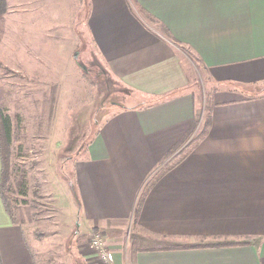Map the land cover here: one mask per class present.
Listing matches in <instances>:
<instances>
[{
	"label": "crops",
	"instance_id": "crops-1",
	"mask_svg": "<svg viewBox=\"0 0 264 264\" xmlns=\"http://www.w3.org/2000/svg\"><path fill=\"white\" fill-rule=\"evenodd\" d=\"M6 2L5 14L20 4L12 24L26 34L17 30L22 49L36 46L42 58L53 50L50 65L74 49L64 20L79 4L100 60L134 102L104 118L74 165L75 200L114 264H264V89L248 93L264 88V0H69L44 13L45 0ZM183 49L208 75L209 113L190 87L194 65ZM203 113L205 136L152 186L135 217L145 184L189 133L168 158L190 141ZM233 240L243 243L213 245ZM78 247L79 264H98L89 236ZM38 248L0 196V264H46Z\"/></svg>",
	"mask_w": 264,
	"mask_h": 264
},
{
	"label": "rangeland",
	"instance_id": "rangeland-1",
	"mask_svg": "<svg viewBox=\"0 0 264 264\" xmlns=\"http://www.w3.org/2000/svg\"><path fill=\"white\" fill-rule=\"evenodd\" d=\"M68 3L69 0H45L41 12H55L57 6L65 9ZM71 5L78 14L63 20L70 21L76 34L70 35L74 49L70 51V45L64 46L69 52L60 53L59 64L50 65L57 63L53 50L42 58L36 46L34 50L22 49L20 34H26L20 24H12L14 18L21 20L19 3L11 8L16 7L14 13L5 14L11 27L0 42V106L14 133L11 148L16 173L12 180V205L20 210L37 239L46 264H79L78 246L94 229L86 226L75 200V162L85 154L104 118L117 108L134 103L100 60L85 29V13L78 10L79 4ZM28 15L36 22L34 14H23V19ZM48 21L44 25H50ZM31 28V24L25 26V31ZM193 65L189 84L199 97L197 101L205 106L204 95L211 90L208 75ZM256 87L259 90L252 88L248 93L264 89L258 84ZM46 99L50 100L49 105ZM204 113L195 121L190 141L204 128ZM18 171H22V176Z\"/></svg>",
	"mask_w": 264,
	"mask_h": 264
},
{
	"label": "trees",
	"instance_id": "trees-1",
	"mask_svg": "<svg viewBox=\"0 0 264 264\" xmlns=\"http://www.w3.org/2000/svg\"><path fill=\"white\" fill-rule=\"evenodd\" d=\"M6 0H0V42L4 34V24H5V19L4 15L6 12ZM166 32V31H165ZM184 50V49H183ZM185 53L189 55V53L184 50ZM191 60L193 61L194 64L197 65L199 69H203V65L201 62H199L196 58L193 56L189 55ZM211 99V92H207L205 94V106H204V112L209 113L210 111V106L209 102ZM48 105L50 104V100L47 101ZM49 116V112H48ZM209 118L206 119V124L204 125V128L202 131L199 133L198 136L194 138V140H191L190 143L186 145V148L175 154L171 159L168 158L171 154H173L176 149L179 148V146L187 139L189 134L183 139L181 144L178 146H175L170 153L165 157L164 162L162 166L153 174V176L149 179V181L145 184L142 192L139 195L136 208L134 211V216L137 217L139 215V211L142 207V204L144 202V199L146 198L148 192L152 188V186L170 169H172L174 166H176L184 157L187 153H189L199 141L203 139L205 136L208 125H209ZM14 139V133L12 131V125L10 123L8 115H6L1 106H0V153H1V163H2V168H1V174H0V196L2 199V203L4 205V208L11 218L12 222L14 224H22L25 221L22 219V214L20 213V210L18 208H14L12 205V200H11V193L13 191V176L15 175V166L13 164V159H12V148H11V142H13ZM22 173V171H20ZM18 171V174L22 176V174ZM20 190V188H19ZM19 216L20 218H18ZM240 237H235L234 239H239ZM243 242H239L236 240L229 241V242H219L215 243L213 245L219 246V245H234V244H240Z\"/></svg>",
	"mask_w": 264,
	"mask_h": 264
},
{
	"label": "built area",
	"instance_id": "built-area-1",
	"mask_svg": "<svg viewBox=\"0 0 264 264\" xmlns=\"http://www.w3.org/2000/svg\"><path fill=\"white\" fill-rule=\"evenodd\" d=\"M89 245L93 249L98 264H114L113 256L106 246L103 234L99 229H94L89 235Z\"/></svg>",
	"mask_w": 264,
	"mask_h": 264
}]
</instances>
